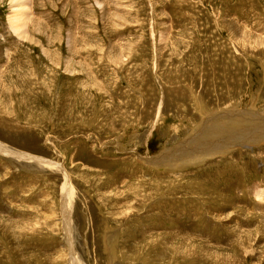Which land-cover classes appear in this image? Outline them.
I'll use <instances>...</instances> for the list:
<instances>
[{"label":"rangeland","instance_id":"rangeland-1","mask_svg":"<svg viewBox=\"0 0 264 264\" xmlns=\"http://www.w3.org/2000/svg\"><path fill=\"white\" fill-rule=\"evenodd\" d=\"M30 1L21 37L0 0V143L34 156L0 151V264H264V0Z\"/></svg>","mask_w":264,"mask_h":264},{"label":"bare ground","instance_id":"bare-ground-1","mask_svg":"<svg viewBox=\"0 0 264 264\" xmlns=\"http://www.w3.org/2000/svg\"><path fill=\"white\" fill-rule=\"evenodd\" d=\"M13 2H14V0H12ZM28 2H30L31 3V1L30 0H15V3H14V5H13V8H15L14 9V13H13V15H11L10 16V24H11V27L13 28V30L16 32V31H20L19 32V35L21 36V37H23L24 35H25V30H22L23 29V27H24V25L27 23V19L29 18V13L27 14V15H25V17H23V18H21L18 14L20 13V11L18 10V8H20L19 6V4H22L23 6L25 5V4H27ZM96 2H97V4H99V0H96ZM31 4H33V3H31ZM33 6V5H32ZM24 8V7H23ZM27 8V7H26ZM18 11V12H17ZM26 11V10H25ZM28 11V10H27ZM33 12V11H32ZM31 13V12H30ZM31 19V18H30ZM33 19V18H32ZM28 24V23H27ZM26 89V88H25ZM5 112V111H4ZM14 112V111H13ZM9 114H10V112H9ZM9 116V115H8ZM11 116V115H10ZM9 118V117H8ZM11 118V117H10ZM27 118V117H26ZM31 118V117H30ZM257 119V118H256ZM11 120V119H10ZM22 120V119H21ZM30 120V119H29ZM237 120H239V119H237ZM241 120V119H240ZM246 120H249V119H246ZM255 120V119H254ZM260 119H258V121H259ZM12 121V120H11ZM233 122V121H232ZM231 122V123H232ZM234 122H236V121H234ZM15 123V122H14ZM236 125V124H235ZM238 125V124H237ZM227 127V126H226ZM225 127V128H226ZM232 127V126H231ZM236 128V127H235ZM222 129V128H221ZM221 131V130H220ZM225 132H227V130H225ZM209 135V134H208ZM225 135V134H224ZM228 135V134H227ZM264 135H261V137H263ZM208 139V138H207ZM249 140V139H248ZM192 142V141H191ZM243 142H246V141H243ZM232 143V142H231ZM0 151H1V153H4V154H10V155H12L13 157H14V155L15 156H17L18 158H27V159H30V158H34V156L33 155H31L30 153L29 154H27V153H25V152H20V151H8V150H6V147L5 146H3L1 143H0ZM182 156V155H181ZM49 161L50 160H48L47 162H48V164H51V163H49ZM52 161V160H51ZM70 182V181H69ZM67 183V182H66ZM130 188V187H129ZM132 188V187H131ZM70 185L68 186V184H64L63 185V194H62V204H63V206H62V210H63V212H64V218H65V220H64V226H63V228H64V232H65V234H66V239H67V241H68V243H71L72 242V237H71V218H70V213H72L71 211H72V208H71V200H70V197H71V192H70ZM259 191V190H258ZM74 194V193H73ZM129 194H130V192H129ZM261 194V193H260ZM147 196H148V194H147ZM263 196V195H262ZM140 198V197H139ZM73 199V198H72ZM34 214V213H33ZM135 214V213H134ZM32 215V214H31ZM33 218H34V216H32ZM34 219H36V218H34ZM39 221V220H38ZM41 221V220H40ZM37 223V222H36ZM35 223V224H36ZM20 225H24L25 226V224H21L20 223ZM19 225V226H20ZM41 225V224H40ZM42 226V225H41ZM40 226V227H41ZM21 228H24V227H21ZM34 228V230H35V226L33 227ZM37 228V227H36ZM44 228V227H43ZM16 229H18V227L16 228ZM22 230V229H21ZM18 231V230H17ZM32 232V231H31ZM141 232V231H140ZM44 233V232H43ZM142 233V232H141ZM21 234V233H20ZM143 234V233H142ZM27 235V234H26ZM144 235H146L145 233H144ZM19 236V235H18ZM29 236V235H28ZM142 236V235H141ZM156 236V235H155ZM160 236V235H159ZM153 237V236H152ZM27 238V237H26ZM32 238V237H31ZM110 238V237H109ZM146 238V237H145ZM24 239V238H23ZM152 239V238H151ZM143 240V239H142ZM145 241V240H144ZM154 241V240H153ZM148 242H150L149 240H148ZM114 243V242H113ZM146 243V242H145ZM150 243H152V242H150ZM154 243V242H153ZM153 243H152V245H153ZM170 243V242H169ZM72 244V243H71ZM115 244V243H114ZM151 245V244H150ZM150 245H148V246H150ZM64 246V245H63ZM116 246V245H115ZM156 246V245H155ZM163 246V245H162ZM107 247V246H106ZM145 247H147V246H145ZM152 248V247H151ZM180 248H182V247H176V248H173V249H171V250H173L174 252H176V254H177V251H178V253H179V255H181V256H179L178 255V257L181 259V260H185V256L183 257L182 255H186L185 253H181V252H183V251H179V249ZM149 249V248H148ZM166 249V248H165ZM8 250V249H7ZM112 250L114 251V248H112ZM147 250V249H146ZM153 250V249H152ZM158 250V249H157ZM162 250H164L163 248H162ZM181 250V249H180ZM9 251V250H8ZM18 251V250H17ZM145 251V250H144ZM164 251H166V250H164ZM164 251H163V253H164ZM169 251V250H168ZM156 252H158V251H156ZM172 252V251H171ZM187 252V251H186ZM202 252V251H201ZM145 253V252H144ZM143 253V254H144ZM162 253V256L164 255ZM167 253V252H166ZM170 253V252H169ZM187 253H189V251L187 252ZM200 253V252H199ZM172 254V253H171ZM113 255V254H112ZM122 255V254H121ZM135 255V254H134ZM199 255V254H198ZM19 256H20V254H19ZM131 256V255H130ZM133 256V255H132ZM186 256H188L189 257V255H186ZM205 256V255H204ZM114 257V256H113ZM171 259H173L174 260V257H171ZM237 259V258H236ZM192 260V259H191ZM224 260V259H223ZM74 261H75V259H74ZM222 261V260H221ZM129 262V261H128ZM227 262V261H226ZM226 262H225V264H226ZM134 263H135V261H134ZM162 263V262H161ZM170 263V262H169ZM237 263V262H236ZM74 264H76V262H74ZM162 264H164V262L162 263ZM172 264V263H171Z\"/></svg>","mask_w":264,"mask_h":264}]
</instances>
